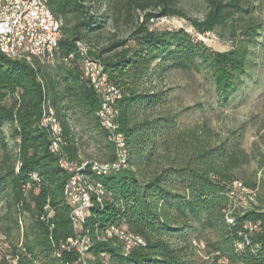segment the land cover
Here are the masks:
<instances>
[{"label": "trees", "instance_id": "16d2710c", "mask_svg": "<svg viewBox=\"0 0 264 264\" xmlns=\"http://www.w3.org/2000/svg\"><path fill=\"white\" fill-rule=\"evenodd\" d=\"M251 2L206 0L204 18L189 20L199 35L228 32L233 45L224 52L183 28L150 27L154 19L186 17L176 0H55L49 9L62 25L53 63L34 58L32 67L0 53L2 264H264V140L246 150L243 131L222 135L207 121L181 125L167 111L164 84L172 71L201 74L220 103L234 100L259 35ZM80 47L122 95L115 122L126 161L116 173L92 169L117 157L83 78ZM43 104L61 124L66 158L87 163L82 174L103 189L100 203L91 196L77 231L69 174L38 126ZM88 147L92 155L84 153ZM241 196L248 206L236 205ZM248 223L258 229L248 231ZM110 227L144 246L126 253L118 237L107 236ZM84 236L81 259L74 244Z\"/></svg>", "mask_w": 264, "mask_h": 264}, {"label": "rangeland", "instance_id": "374dc122", "mask_svg": "<svg viewBox=\"0 0 264 264\" xmlns=\"http://www.w3.org/2000/svg\"><path fill=\"white\" fill-rule=\"evenodd\" d=\"M185 18L181 16L154 19L151 28L156 30L185 29L208 48L224 52L233 45V37L225 31L199 35L190 26V19L202 20L206 14V0H176ZM251 17L260 25L256 42L249 45L250 57L246 73L242 75L243 84L234 94V100L220 103L216 93L203 75L182 71H172L164 81L170 90V104L167 111L178 116L181 125L190 126L207 121L217 132L226 135L230 131H243L242 146L249 150L253 143L264 140V132L257 133L261 117L264 115V0H252ZM242 38V34H235ZM262 135V136H260ZM92 155L94 150H84ZM240 196V195H239ZM238 207L248 206L246 199L237 198ZM5 242V241H4ZM76 243L74 247H76ZM3 249L0 247V264L3 260Z\"/></svg>", "mask_w": 264, "mask_h": 264}, {"label": "bare ground", "instance_id": "6f19581e", "mask_svg": "<svg viewBox=\"0 0 264 264\" xmlns=\"http://www.w3.org/2000/svg\"><path fill=\"white\" fill-rule=\"evenodd\" d=\"M32 1L42 3V10L45 13V16H50L52 24H53V28H57L58 32H56L54 34L53 42L49 43V44H41L39 53L37 52L36 47H25L22 49L6 51V52L1 53V54L10 60L23 61V62L29 64L30 66L34 67L33 66V59L34 58H38V59L44 61L46 64L53 63L54 57L58 53V40L60 37V27H61L62 23L60 20L56 19L53 16V14L51 13V11L49 9L48 4L54 0H32ZM80 48H81L80 49L81 55L84 57L83 60L81 61L82 62L81 63V71L83 74V78L88 81L90 87L92 88V91H94V93L97 96L98 101H99L98 89L95 86V80L92 77V74H90L89 70L87 69V65H90L91 62H95V67H103V66L99 62H97V61H95L89 57H86V49L83 47H80ZM102 80H105L106 86H111L113 88V93H115V95H116L115 102H114V110L115 111H114V115H113V124L117 128L118 141H112L109 134H108V140L115 147L117 159H116V162L113 164L93 163L92 169L97 171L98 173L106 174L108 172L102 171V170H110L111 168H117L120 166V158H119L120 155L122 157V168H124L125 167V161H126V155H125V139H124L123 135L118 132V126L115 122L116 115H117L116 105H117V102L121 99L122 95L119 92V90H117L116 87L109 81L107 74L105 73L104 68L102 70ZM97 115H98V118H99V121H100L102 127L105 129V131H107L106 125H105V116L102 112V108L100 105H99V109L97 111ZM40 122H44V124H42V129L47 131V133L49 135L50 147L52 148V152L50 151V153L54 154L57 157L58 162H60V164L58 163L59 167L64 171H65L64 166L61 164H68V166L80 167L75 172V184H76V187H77L80 195H82V197L84 198L85 201H88V202H84V204H82L81 209L79 210V221L82 222L84 220V213L91 204V196L94 195L96 201L99 203L101 202L100 198L103 195V193L101 192V186L97 183L94 184V183L90 182L89 179L82 174V169L87 165V163H78L76 161H70L66 158V156L62 150V147L64 145V140H63V130H62L61 124L59 123L57 116H56V113L53 110V108H51L47 104H43L42 116H41ZM66 173L69 174V172H66ZM238 186H240V185H238ZM66 197H67V199L69 201L68 203L70 204V207H71L70 219H71L74 230L77 231V230H79V227H77V225L75 223L76 211H75V208L73 207L72 202H70V198H69V180L67 183ZM247 225H250V223H248ZM247 225L245 226V228L248 230ZM257 229H258V227L256 228V230ZM248 231H250V230H248ZM107 236L118 237V239L120 240V242L122 244L123 250L126 253L133 250V248H131V245L127 242V241L131 240V237L138 240L140 242L141 246H144V243H145V242H143V240L141 238L134 236V235H131V234H128L121 229H120V235L111 234L109 231H107ZM80 240H81L83 246L85 247V252H86L88 249V246H89L88 239H87V237L84 236ZM80 240L75 242L77 244L75 247V251H76V248L80 244ZM81 259H83V257H81Z\"/></svg>", "mask_w": 264, "mask_h": 264}, {"label": "built area", "instance_id": "2783aa9c", "mask_svg": "<svg viewBox=\"0 0 264 264\" xmlns=\"http://www.w3.org/2000/svg\"><path fill=\"white\" fill-rule=\"evenodd\" d=\"M55 1V0H54ZM58 32L57 28H53L50 16H45L42 10V3L32 0H0V53L6 51L22 49L25 47H36L39 53L41 44H49L54 40V34ZM89 73L95 80V86L98 89L99 105L105 116L106 130L112 141H118L117 128L113 124L114 102L116 95L113 93L111 86H106L105 80H102L103 67H95V62L87 65ZM44 122H38L39 128L42 129ZM49 151L52 148L49 143ZM120 158V166L111 168L110 170H102L108 173H116L122 169V157ZM60 164V162H58ZM64 166L66 172H69V198L76 211L75 223L77 227L80 225L79 210L85 201L82 195L78 192L75 184V172L80 168L77 166H68V164H61ZM103 193V189L101 188ZM250 232H254L257 224L251 223L247 225ZM107 231L111 234L120 235V229L110 227ZM131 248L140 245V242L131 237L127 241ZM6 241L4 246H6ZM76 253L81 257L85 256V247L81 240L79 246L76 248Z\"/></svg>", "mask_w": 264, "mask_h": 264}]
</instances>
